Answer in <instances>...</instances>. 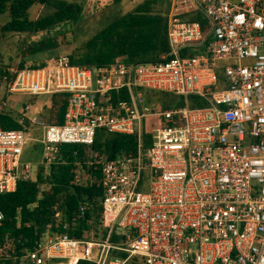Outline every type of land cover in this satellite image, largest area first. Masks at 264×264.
Instances as JSON below:
<instances>
[{
    "label": "built area",
    "instance_id": "2783aa9c",
    "mask_svg": "<svg viewBox=\"0 0 264 264\" xmlns=\"http://www.w3.org/2000/svg\"><path fill=\"white\" fill-rule=\"evenodd\" d=\"M164 1L168 52L159 62H0V117L20 126H0V194L40 167L49 176L67 164L65 146L89 149L100 131L138 141L135 153L90 162L100 165L101 234L76 239L49 224L32 247L6 239L0 264H264V0ZM156 92L184 105L155 109ZM56 94L67 96L58 125L46 116ZM18 95L31 100L9 102ZM146 122L155 124L148 147ZM39 147L38 163L24 159ZM83 176L77 161L74 184ZM92 209L81 203L76 218Z\"/></svg>",
    "mask_w": 264,
    "mask_h": 264
},
{
    "label": "trees",
    "instance_id": "16d2710c",
    "mask_svg": "<svg viewBox=\"0 0 264 264\" xmlns=\"http://www.w3.org/2000/svg\"><path fill=\"white\" fill-rule=\"evenodd\" d=\"M92 1L101 3V0ZM122 1L109 0L107 5L119 4ZM162 3L166 6L164 0H144L133 11L110 23L86 42L78 54H72L66 61L70 65L88 67L108 64L117 58L135 63L159 62L168 52L166 20L157 12L158 6ZM35 5L48 6L51 12L31 20L29 12ZM81 13V6L61 0H0V15H7L9 19L0 27V31L34 36L50 32L66 23L74 25L80 19ZM59 46L57 37H45L29 44L22 55L30 58L55 51ZM25 65L40 68L45 65V60L31 63L24 60L18 68L23 69ZM154 96L160 108H177L184 105L183 97L180 96L162 92H156ZM190 99L192 106L204 105L196 97ZM66 104L65 94L51 97L46 109L49 122L57 125L63 123ZM154 125L153 122H146L143 126L142 141L145 147L151 144V130ZM0 126L6 130L20 128L8 116L0 117ZM137 142L136 135L106 134L100 131L89 149L83 146H65L61 154L67 160V164L52 167L49 176H44V171L40 167V172L34 179L19 181L14 193L0 194V211L5 216L0 226V244L9 238L15 243L19 242L18 244L26 240L27 246L32 247L49 224L54 230L66 232L76 239H84L85 232L94 230L95 227L98 229L102 210L100 199L103 195L101 187L97 184L100 180V165H91L90 162L95 157L98 161L102 157L110 161L123 154L135 153ZM77 161L81 164L84 174L81 185H75L73 182L74 163ZM83 202L91 203L93 209L86 214L85 219L80 220L76 218V211ZM57 212L61 214L60 220L55 218ZM65 223L67 229L62 228Z\"/></svg>",
    "mask_w": 264,
    "mask_h": 264
},
{
    "label": "rangeland",
    "instance_id": "374dc122",
    "mask_svg": "<svg viewBox=\"0 0 264 264\" xmlns=\"http://www.w3.org/2000/svg\"><path fill=\"white\" fill-rule=\"evenodd\" d=\"M61 1L81 6L82 13L78 22H76L74 25L72 23H66L56 27L50 32H42L34 36H29L26 33H2L0 31V62L2 66L16 69V67H18V65L24 60L27 63H31L32 61L52 60L55 58L66 59L72 54H78L79 51L83 49V46L86 42H88L91 38H93L119 17L133 11V9L144 0H123L119 4L111 5H107L109 0H101V3H97L96 1L94 2L92 0ZM165 10L166 6L163 5V3L157 8V12H159L160 15H164ZM50 12L51 8L48 6L35 5L30 9L29 18L34 20L37 17L47 15ZM8 20L9 19L7 15H0V27H2ZM45 37H57L60 43L58 49L52 52L38 54L30 58L22 55V52L29 44L44 39ZM154 94L155 93L151 95V99L153 101V107L157 109L160 104L155 101L156 96H154ZM47 99L48 97L46 96L39 98L41 101H46ZM30 100V97L24 95H18L15 96V98H9V102L16 103L17 106H19L21 102H28ZM41 157L42 147L27 149L24 155V159L31 162L40 161ZM100 160L102 161L104 158L102 157ZM58 219L60 220V218ZM94 231H97V233L101 234L99 227L98 229L95 227ZM7 240L10 242L9 238Z\"/></svg>",
    "mask_w": 264,
    "mask_h": 264
},
{
    "label": "crops",
    "instance_id": "0c3cea01",
    "mask_svg": "<svg viewBox=\"0 0 264 264\" xmlns=\"http://www.w3.org/2000/svg\"><path fill=\"white\" fill-rule=\"evenodd\" d=\"M26 151H27V150H26ZM26 151H25V152H26ZM38 162H39V161H37V162H35V163H38Z\"/></svg>",
    "mask_w": 264,
    "mask_h": 264
}]
</instances>
